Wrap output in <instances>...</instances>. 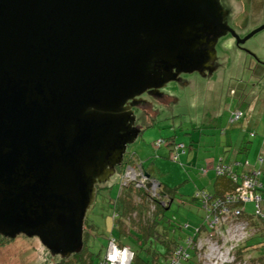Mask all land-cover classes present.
Masks as SVG:
<instances>
[{"label": "water", "instance_id": "obj_1", "mask_svg": "<svg viewBox=\"0 0 264 264\" xmlns=\"http://www.w3.org/2000/svg\"><path fill=\"white\" fill-rule=\"evenodd\" d=\"M223 8L0 0L1 235L36 237L65 259L82 251L97 189L140 135L133 103L183 75L212 74L222 36L243 45L264 30L240 38Z\"/></svg>", "mask_w": 264, "mask_h": 264}, {"label": "rangeland", "instance_id": "obj_2", "mask_svg": "<svg viewBox=\"0 0 264 264\" xmlns=\"http://www.w3.org/2000/svg\"><path fill=\"white\" fill-rule=\"evenodd\" d=\"M232 2L229 23L240 38L264 26V0ZM217 54L218 67L213 75H183L188 85L174 82L162 90L174 102L156 104L161 109L159 116L138 119L140 135L127 150L133 161L151 169L152 175L149 174L162 185V192L170 190L173 202L165 216L182 228L177 234L182 240L203 223L205 212L194 196L200 190L213 192L214 169L220 159L245 162L248 158L254 162L260 154L264 156V30L239 47L232 35L222 36ZM139 107L144 110L142 105ZM239 110L244 116L238 123L230 124L232 115ZM175 144L185 145L187 151L179 161L173 160ZM154 179L147 182L150 188ZM99 187L104 189L86 217L96 230L84 245L85 253L96 264L105 256L100 245L114 224L112 202L121 189L119 174ZM247 207L253 211L254 205ZM0 243V264H56L62 259L36 237L19 235L0 239ZM206 251L209 252L208 246L200 251V256Z\"/></svg>", "mask_w": 264, "mask_h": 264}, {"label": "trees", "instance_id": "obj_3", "mask_svg": "<svg viewBox=\"0 0 264 264\" xmlns=\"http://www.w3.org/2000/svg\"><path fill=\"white\" fill-rule=\"evenodd\" d=\"M237 113L241 114L240 119L233 121L234 115ZM243 116V111H237L232 115L230 124L238 123ZM171 144H173V142ZM175 145V155H178V160L176 161H179L183 153L182 149L180 150L177 147L182 144ZM183 146L186 154V147L185 145ZM132 162V158H129V160L126 159V164L123 167L120 166L116 170L119 174L121 189L117 198L112 202L114 224L104 244L100 245L105 251V256L100 258L97 264H108L106 256L111 242H115V244L122 249L129 250L131 255L130 264H203L202 260L199 258L201 252L198 250L197 245L199 243L205 244L206 241L210 240L209 238L212 240L217 239L218 235L216 230L211 229L208 224V221L213 218L210 217L209 213V206L213 205L210 204V201L213 202L212 199L225 200L229 196H234L238 189L242 187L244 177L262 172L256 169L242 175L238 174L237 170L240 169V167H248V160H246L245 163L237 161L234 163H220L218 166L227 165L226 167L229 166L231 169L225 172L226 174L222 175H219L217 170L214 169L217 177L214 183L215 194H211L206 190H200L196 193L194 199L200 204L202 209H204V220L203 223L193 231L192 235L182 240V237L177 238V234H179V231L182 232V228L178 227L172 219H167L165 216L166 210L171 206H163L165 203L170 204L167 198H162L160 196L154 197L152 192L143 187H136L134 183L122 184L123 178L129 170L124 168L134 164ZM237 163H239L240 166H237ZM121 167L123 169H121ZM136 170L141 174L146 172L144 168L143 170ZM261 184L264 187L263 178H261ZM103 189L104 187H98L97 196ZM163 192L170 198V190H163ZM258 193H260V191ZM201 195L208 196L212 199L207 204H204L203 199L201 200L199 197ZM225 204L224 201V206ZM248 204L253 203L238 202L228 205L232 211L241 210L242 215L233 222L247 224L250 236L245 243L240 246L236 256L238 262L247 259L246 261L248 264H264V218L257 215L255 204H253V211L248 210ZM262 204L264 208V196H262ZM220 212H222V208L215 209L212 215L215 217V215H219ZM228 228V224L222 225L220 232L225 233ZM95 230L96 228L94 225L86 222L84 245L90 240L91 234L93 232L95 233ZM84 250L85 248L83 246L81 252L73 255L69 259L62 258L61 261L56 264H96L93 262L91 255L85 253ZM180 250L181 253H179ZM250 255L253 258L250 257Z\"/></svg>", "mask_w": 264, "mask_h": 264}, {"label": "built area", "instance_id": "obj_4", "mask_svg": "<svg viewBox=\"0 0 264 264\" xmlns=\"http://www.w3.org/2000/svg\"><path fill=\"white\" fill-rule=\"evenodd\" d=\"M241 114L237 113L234 115L233 121L239 120ZM178 149H182V153L185 154L184 146L180 145L177 147ZM173 160H178V155L173 157ZM240 166L239 163L236 164ZM223 166V167H222ZM217 167V173L219 175L226 174L231 167H226L227 165H222ZM262 173L257 172L252 176L244 177L243 185L238 189L237 193L233 196L227 197L225 200L222 199H212L208 196H199L200 199H203V203L207 204L210 201L212 206H209V213L211 218L208 221L209 227L213 230H216L217 239H211L206 241L205 244L199 243L197 245L203 249H199L201 252L204 250L205 246L209 247V252L204 254V256H199L203 262V264H248L245 261H239L237 259V251L240 246L245 243V241L250 237L248 232V226L245 223H236L238 217L242 215L241 210L232 211L228 205L236 204L238 202L242 203H253L256 205L257 215L264 218V208L262 204V196H264V187L261 184ZM145 174L139 173L137 170H128L123 178L122 184H131L134 183L136 187L145 186ZM145 188V187H143ZM152 192L154 197L159 196V186L157 182L153 181L151 184V188L148 190ZM260 191V193H258ZM198 197V196H197ZM225 201V206H224ZM222 208V212L219 215H212L215 209ZM229 225V228L225 233L220 232L222 225ZM182 250V249H181ZM181 250L179 253H181ZM106 260L108 264H130L131 255L128 249H122L115 244V242H111L108 250V254L106 256Z\"/></svg>", "mask_w": 264, "mask_h": 264}, {"label": "flooded vegetation", "instance_id": "obj_5", "mask_svg": "<svg viewBox=\"0 0 264 264\" xmlns=\"http://www.w3.org/2000/svg\"><path fill=\"white\" fill-rule=\"evenodd\" d=\"M217 2H219L220 3V5L222 6V8L224 9V10H226L227 9V13H228V18L230 17V2H232V0H217ZM233 3V2H232ZM227 23V22H226ZM228 25H230V23H228ZM252 33V32H251ZM238 35V34H237ZM248 36V35H247ZM246 36V37H247ZM244 39V38H243ZM237 42V41H236ZM239 46H242V45H238V47ZM202 50L204 51V50H206V47H203L202 48ZM217 63L218 62H216L214 65H215V68H217L218 66H217ZM211 74H209L208 72L205 74V77H208V76H210ZM180 85H182V86H185V85H188V83L187 82H185V80H184V78H183V76L179 79V82H178ZM168 101H170V103L171 102H174V100L173 99H171V95H165L164 93H162V94H156V93H149V94H147V95H144L143 96V99L140 101V102H136V103H133V109H134V111H135V116L137 117V120H136V123H135V125H134V127H135V129H137V127H138V125H137V122H138V119L139 118H146V117H152V116H159V114H160V112H161V109H158L157 108V106H155L156 104H162V103H164V104H166ZM143 106V108H144V110L141 108V107H139V106ZM160 108H162L163 109V107L162 106H160V105H158ZM142 112V113H141ZM140 113H141V117H139L140 116ZM129 156L126 154L125 155V159H124V163H123V165H122V167L126 164V159H128L129 160ZM131 159V158H130ZM132 163H134V164H132V165H130V166H127L126 168H124V169H130V170H136V169H142L143 170V167H142V164H137L135 161H133ZM121 167V169H123ZM24 236V235H23ZM8 238H10V237H6V236H3V235H1L0 234V239H2V240H7ZM1 244V243H0ZM51 252V251H50Z\"/></svg>", "mask_w": 264, "mask_h": 264}, {"label": "crops", "instance_id": "obj_6", "mask_svg": "<svg viewBox=\"0 0 264 264\" xmlns=\"http://www.w3.org/2000/svg\"><path fill=\"white\" fill-rule=\"evenodd\" d=\"M183 156H185V155H187V153L186 154H182ZM259 156V155H258ZM264 156L262 155V154H260V156H259V158L257 157V158H254V162H252L251 160H249L248 158H245L244 159V161H246V160H248L249 161V165H248V167L246 166V167H240V169H238L237 170V172H238V174H240V175H242V174H244V173H248V172H251L252 170H256V169H259V165H261V167H260V169H262L263 170V172H261L262 174L264 173V158H263ZM261 158V159H260ZM240 162L241 163V161L240 160H230V161H226L223 157L220 159V161L218 162V165L220 164V163H234V162ZM137 164H141L139 161H135ZM245 163V162H244ZM217 165V166H218ZM245 165V164H244ZM217 166L215 167V169H217ZM263 167V168H262ZM241 168H243V169H241ZM259 169V170H260ZM146 170V172H148V173H150L151 175H152V171H151V169H145ZM262 170H260V171H262ZM247 171V172H246ZM206 172H208V171H206ZM263 181H264V174H263ZM154 179V178H153ZM216 179H217V177L215 178V180H214V183H215V181H216ZM155 180V179H154ZM161 187H162V185H161ZM166 191H168L167 189H165ZM214 191L215 190H213V192L211 193V194H215L214 193ZM249 244H251V243H249ZM250 257H252L251 255H250ZM253 258V257H252Z\"/></svg>", "mask_w": 264, "mask_h": 264}, {"label": "clouds", "instance_id": "obj_7", "mask_svg": "<svg viewBox=\"0 0 264 264\" xmlns=\"http://www.w3.org/2000/svg\"><path fill=\"white\" fill-rule=\"evenodd\" d=\"M144 174H145V172H144ZM146 178V177H145ZM153 181H155V182H157L156 180H153ZM158 184V183H157ZM160 184H158V186H159ZM150 189V187H147V190H149ZM162 192V187L160 188V186H159V196H160V193ZM161 197V196H160Z\"/></svg>", "mask_w": 264, "mask_h": 264}]
</instances>
